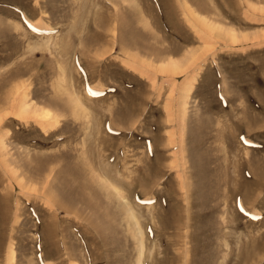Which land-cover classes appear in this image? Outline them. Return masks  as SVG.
Segmentation results:
<instances>
[{
  "label": "rangeland",
  "instance_id": "rangeland-1",
  "mask_svg": "<svg viewBox=\"0 0 264 264\" xmlns=\"http://www.w3.org/2000/svg\"><path fill=\"white\" fill-rule=\"evenodd\" d=\"M0 141V264H264V0H0Z\"/></svg>",
  "mask_w": 264,
  "mask_h": 264
},
{
  "label": "bare ground",
  "instance_id": "bare-ground-1",
  "mask_svg": "<svg viewBox=\"0 0 264 264\" xmlns=\"http://www.w3.org/2000/svg\"><path fill=\"white\" fill-rule=\"evenodd\" d=\"M180 69H178V66L175 64V63H171V62H169V63H167L166 65H165V67H163V68H161V71L162 72H165V71H167V72H169V73H176L177 71H179ZM78 106V105H77ZM48 116V115H47ZM46 115H45V117H47ZM0 145H2V141H0ZM129 218L134 222V221H136V218H135V216H134V214H132L131 212H129ZM130 220V221H131ZM136 225V224H135ZM138 235L139 236H141V233H140V231L138 230ZM140 240H141V242H142V239H141V237H140ZM139 241V240H138ZM141 242H139L140 243V245H141Z\"/></svg>",
  "mask_w": 264,
  "mask_h": 264
}]
</instances>
